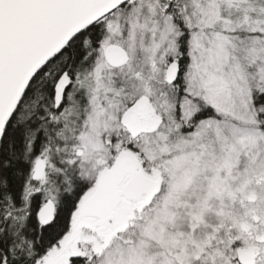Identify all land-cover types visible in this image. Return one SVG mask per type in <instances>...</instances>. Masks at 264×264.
Wrapping results in <instances>:
<instances>
[{
  "label": "snow or ice",
  "instance_id": "obj_1",
  "mask_svg": "<svg viewBox=\"0 0 264 264\" xmlns=\"http://www.w3.org/2000/svg\"><path fill=\"white\" fill-rule=\"evenodd\" d=\"M0 264H264V0H0Z\"/></svg>",
  "mask_w": 264,
  "mask_h": 264
}]
</instances>
